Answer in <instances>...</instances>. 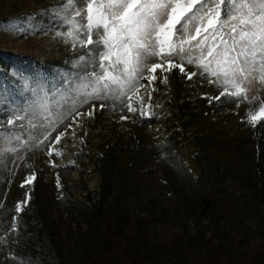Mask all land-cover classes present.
I'll return each instance as SVG.
<instances>
[{
	"label": "rangeland",
	"instance_id": "1",
	"mask_svg": "<svg viewBox=\"0 0 264 264\" xmlns=\"http://www.w3.org/2000/svg\"><path fill=\"white\" fill-rule=\"evenodd\" d=\"M65 5L0 0V264H264V87L237 101L157 59L126 95L84 103L97 49Z\"/></svg>",
	"mask_w": 264,
	"mask_h": 264
},
{
	"label": "snow or ice",
	"instance_id": "2",
	"mask_svg": "<svg viewBox=\"0 0 264 264\" xmlns=\"http://www.w3.org/2000/svg\"><path fill=\"white\" fill-rule=\"evenodd\" d=\"M65 7L80 18L67 23L79 25L77 35L83 30L81 46L97 49L100 72L86 74L73 90L84 103L107 100L110 93L126 95L125 89L134 90L147 72L161 67L149 64L157 59H179L173 67L189 79L197 73L183 65H194L221 95L237 101H256L248 93L257 83L264 87V0H66ZM258 111L264 113V102ZM247 118L253 123L254 113Z\"/></svg>",
	"mask_w": 264,
	"mask_h": 264
},
{
	"label": "trees",
	"instance_id": "3",
	"mask_svg": "<svg viewBox=\"0 0 264 264\" xmlns=\"http://www.w3.org/2000/svg\"><path fill=\"white\" fill-rule=\"evenodd\" d=\"M0 74H1V68H0ZM175 144H177L176 141L173 142L174 146H175ZM196 145L199 146L200 143H198ZM257 195H258V198H260V200L264 202V193L260 189L257 192ZM199 204H201V205L202 204H208V202H207V200H205V202H202V200H201V202H199ZM40 208H41V205L39 204L38 200H33L31 205L28 207L27 211H25L23 213L24 214V218H25V226L26 227L24 229H22V234H23V236H25L27 238V240H29V235H31V233L35 231V228H37L39 226L37 221H32V218L34 216H37V214H39ZM45 249L46 248L43 247L40 244V242H37L36 248H35V251H36L35 255H38L36 257L37 261H39L41 255L46 252Z\"/></svg>",
	"mask_w": 264,
	"mask_h": 264
}]
</instances>
